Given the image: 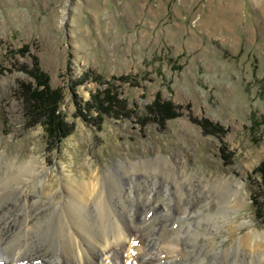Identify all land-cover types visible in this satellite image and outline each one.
I'll list each match as a JSON object with an SVG mask.
<instances>
[{
	"label": "rangeland",
	"instance_id": "374dc122",
	"mask_svg": "<svg viewBox=\"0 0 264 264\" xmlns=\"http://www.w3.org/2000/svg\"><path fill=\"white\" fill-rule=\"evenodd\" d=\"M33 68L62 95L61 134L22 97ZM132 164L121 177L168 205L195 186L226 208L238 183L243 206L219 214L264 233V0H0V173H49L45 198Z\"/></svg>",
	"mask_w": 264,
	"mask_h": 264
},
{
	"label": "bare ground",
	"instance_id": "6f19581e",
	"mask_svg": "<svg viewBox=\"0 0 264 264\" xmlns=\"http://www.w3.org/2000/svg\"><path fill=\"white\" fill-rule=\"evenodd\" d=\"M141 164L162 168L155 160ZM135 168L63 185L45 198L49 173H0V264H114L116 257L120 264H264V233L253 225L242 232L247 223L219 214L243 206L247 194L238 183L223 189L231 192L228 202L236 200L226 208L200 205L212 193L195 186L189 202L168 205L165 187L154 193L155 182L122 178Z\"/></svg>",
	"mask_w": 264,
	"mask_h": 264
},
{
	"label": "trees",
	"instance_id": "16d2710c",
	"mask_svg": "<svg viewBox=\"0 0 264 264\" xmlns=\"http://www.w3.org/2000/svg\"><path fill=\"white\" fill-rule=\"evenodd\" d=\"M32 74L36 79V86L32 88L23 87L22 97L29 107L34 109L35 113H40L41 111H45V115H48L50 124L54 125V130L58 131L61 134L60 124L61 120H59V104L62 100L61 93L57 91H52L49 84V78L41 72L38 68H33ZM155 108H158L156 111L157 116H163L167 113V119H172L176 116L173 108L170 104H161L159 101L155 104ZM162 117H160V121ZM261 176L264 177V168L262 170ZM264 188V187H263Z\"/></svg>",
	"mask_w": 264,
	"mask_h": 264
}]
</instances>
